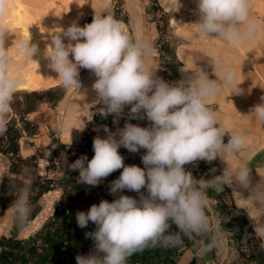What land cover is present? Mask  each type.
<instances>
[{
    "label": "clouds",
    "instance_id": "9594fccd",
    "mask_svg": "<svg viewBox=\"0 0 264 264\" xmlns=\"http://www.w3.org/2000/svg\"><path fill=\"white\" fill-rule=\"evenodd\" d=\"M9 2L0 0V22ZM196 5L198 20L190 25H195L197 36L234 50L264 43V18L253 14V0H196ZM7 37V28L0 24V134L6 131L11 103L22 82L15 74L16 60L8 51ZM30 39L16 46L15 56L24 64L34 61L38 53ZM50 40L43 55L64 88L80 90L79 70L88 69L96 77L92 89L102 116L113 115L114 123L121 116L146 117L151 122L148 127L126 122L115 132L105 127L107 135L93 140L91 160L84 155L70 165L79 172L78 183L93 187L123 169L109 186L117 198L76 213L80 228L89 222L96 226L85 233L94 242L93 250L78 255L76 264H128L134 254L179 247L185 240L202 252L223 246L221 221L209 215L207 193L209 189L223 192L226 186L240 194L252 221L253 233H246L243 243L246 246L254 234L264 252V171L251 167L246 135L222 123L210 104L226 89L230 95L242 94L234 65L213 60L214 79L200 70L169 83L146 62L152 53L150 44L130 35L114 16L103 12H95L92 22L83 27L73 23ZM250 113L264 124V96ZM120 147L133 153L146 150L141 157L144 167L125 165ZM201 160H220L225 167L218 175L213 168L209 178L196 179L186 166ZM124 190L138 193L139 198L117 195ZM31 211L30 184L25 182L11 212L23 228Z\"/></svg>",
    "mask_w": 264,
    "mask_h": 264
},
{
    "label": "rangeland",
    "instance_id": "374dc122",
    "mask_svg": "<svg viewBox=\"0 0 264 264\" xmlns=\"http://www.w3.org/2000/svg\"><path fill=\"white\" fill-rule=\"evenodd\" d=\"M253 5V14L259 18H264V0H253ZM16 6H18V11L13 10ZM95 12H103L104 14L114 16L130 35L136 38H139V33L136 28L135 19L141 16L144 28V40L148 42L152 48V53L150 56L146 57V62L156 71V75L165 81L175 83L187 78L192 72H198L200 70L205 72L211 71V66H207V62L210 58L215 59V57L210 56V50L208 51L206 48L197 45L198 42L190 31V27L193 26L190 24H194L197 20L191 21L188 19L183 20L179 17L164 16L159 10L157 0H10L8 12L0 24L5 26L8 30L7 46L9 53L12 54L16 60L14 69L15 74L21 76L23 71L33 66L37 59L36 54L34 56L35 58L33 57L34 62L31 61L28 64H24L19 56H15L18 41L31 37L30 43L49 47L51 42L50 37L59 34L62 29H66L73 23L81 27L86 23H91ZM180 46H184L188 49L187 56L189 57H186V60L178 54V48ZM248 48L251 50L252 54L264 57V43L253 44ZM71 58L70 56V59ZM188 62H190L189 65L193 67V71L189 69L188 72L184 74L182 67L188 66ZM88 71V69H80L79 80L82 79ZM31 90H36L41 93L40 101L42 102L39 109L29 115V119L36 122L39 129L36 134L25 137L29 145V150L24 151L23 149V153L30 152V150H37L42 148L44 144L58 140V142L55 143V149L58 150L57 156L54 157L52 161L57 163L55 172L57 176L64 173L66 163L69 161L68 151L70 147L81 143L84 136L87 135L90 137V141L93 140L94 136L103 138L107 135L104 131L105 127H107L109 131L115 132L117 127L122 128L126 122L138 124L141 127H148L150 125V121H148L146 117L143 120H138L129 119L127 116H121L119 118L121 120L118 121V123L109 124L108 126H99L98 120L93 118L97 104L95 103L91 105V107H88L90 116L85 121L81 135L72 140H65L63 138V128L69 111L67 108V101L69 96H74L78 90L66 89L59 82L54 86H43L36 89H18L17 91L23 92ZM210 104L218 113V103L213 101L210 102ZM128 111L129 108H125V113ZM237 113L238 111L235 109L232 111L235 118L231 119V122L237 119ZM12 115H14V110L11 106L8 117H12ZM124 118H126V120H124ZM235 122V126H231L246 135L248 141L247 158L264 152V134L261 135L260 133L257 135L253 129H248L246 123L237 120ZM229 128L231 127L229 126ZM259 135H261V137ZM59 142L66 144L68 147L61 146ZM145 151L144 149H140L139 152H131L130 155L132 162L141 168H143L144 165L139 162V160H141ZM47 164L48 160L46 159L40 161L43 173L45 172L44 167ZM197 171H199V169H196V172ZM6 174H8V160L0 155V188ZM53 174V172H50V175ZM230 190L233 196L236 194L237 198H234L237 203L240 206L244 205V201H241L243 199L240 194L232 188H230ZM129 194L133 198H139L138 193H134V195L131 193ZM60 195L61 192L57 189L40 199V204L42 206L41 210L49 205L48 211L45 214L46 218L40 223L31 224V222H29L28 226H30V228L25 230L22 229L19 234L21 237L26 238L42 227L47 218L55 211ZM0 225V238L6 234L10 236V231L13 228L12 212L10 208L3 210L1 202ZM220 248L223 250L226 249L225 237L224 244Z\"/></svg>",
    "mask_w": 264,
    "mask_h": 264
},
{
    "label": "trees",
    "instance_id": "16d2710c",
    "mask_svg": "<svg viewBox=\"0 0 264 264\" xmlns=\"http://www.w3.org/2000/svg\"><path fill=\"white\" fill-rule=\"evenodd\" d=\"M40 92L17 91L14 95L11 106L14 115L7 117L6 131L0 134V155L9 161V172L3 178L0 188V202L3 210L11 207L18 189L25 182L30 184V203L31 216L29 222L38 216L42 211L40 199L59 189L61 192L58 205L51 216L47 218L42 227L34 234L26 238L20 237L19 233L22 229L15 220L13 221V229L10 236L3 235L0 238V264H76L78 255H87L93 250V240L86 238V232H92L96 226L89 222L86 228H80L76 221V213L78 211L87 212L93 204H99L101 200L112 202L117 196L110 194L109 186L116 180L123 169H119L108 177L104 178L98 186H89L78 183V170H72L70 165L73 164L81 156L86 155L88 160L94 156L93 140L84 136L81 143L70 147L68 151L69 163L64 173L60 176L55 174L56 162H52L57 156L54 140L51 144L43 146L36 150L32 155L24 157L20 153V140L24 135L36 134L38 132V124L29 119V115L39 109L42 101H40ZM21 97V98H20ZM61 146L66 144L59 142ZM119 153L124 157L125 165H135L130 158L131 152L124 147L118 149ZM42 159L48 160V164L43 168L40 165ZM139 162L142 163L141 160ZM200 170L199 177L209 178V174L213 168L216 169L215 174L222 171L218 160L208 163L206 161H197L187 165L191 169L193 165ZM53 172V175H50ZM134 195L136 192L124 190L117 195ZM221 199V208L225 211H234L238 215L236 219L242 221L239 223L243 238L246 233H253L252 221L247 212L238 208L235 204L234 196L231 190L226 186L223 192L218 193ZM227 209V210H226ZM172 230H176V226L172 225ZM259 242L254 241V234L249 238L245 247H252L249 257H253L258 264H264V252L259 250ZM179 247L162 248L157 247L147 249L142 253L131 256L128 264H164L174 261V255L178 254ZM231 264H237L236 261Z\"/></svg>",
    "mask_w": 264,
    "mask_h": 264
},
{
    "label": "bare ground",
    "instance_id": "6f19581e",
    "mask_svg": "<svg viewBox=\"0 0 264 264\" xmlns=\"http://www.w3.org/2000/svg\"><path fill=\"white\" fill-rule=\"evenodd\" d=\"M13 10L18 11V6H16ZM135 23L139 33V38L144 40V28L141 16L135 19ZM190 31L198 42L197 45L202 48H206L208 51L210 50V56L215 57V59L210 58L207 62V66H211V71L207 72L210 78H215L213 65L211 64L213 60L226 61L234 65L237 70V82L240 84L239 87L243 90V92L239 95H230L229 91L226 89L219 98L214 100L219 105L218 115L220 121L224 124L230 123L231 119L235 118L232 114V111L235 109L238 111L236 114L237 120L242 121L243 123L246 122L247 127L250 129L263 130L264 124L256 120L254 115L250 113V110L254 105L260 102L261 96H264V57L252 54L248 47L234 50L222 46L214 41L209 42L203 36L196 35L195 25L190 27ZM37 47V59L35 62L33 61V66L23 71V74L20 76L22 82L18 89H36L43 86H54L60 82L57 78V74L48 66V60L43 55L46 47L38 45ZM178 54L185 60L187 59L186 57H189L187 56L188 49L184 46H180L178 48ZM189 64L190 62H188V66L182 67L184 74L188 72L189 69L193 71V67ZM95 79V75L89 70L88 73L80 79V90H78L74 96L70 95L68 98L67 108L69 111L63 128V138L65 140H72L80 136L83 132L85 121L90 116L88 107L97 103L94 102L95 92L92 89V84ZM21 144L22 147H25V150L28 149V143L25 139L21 140ZM221 163L225 166L222 161ZM229 164L231 166H235L234 161H229ZM50 193L51 192L48 194ZM48 207L49 205L42 209L38 216L31 221V224L40 223L44 220L46 218L45 214L48 211ZM28 228H30V226L27 225L24 230Z\"/></svg>",
    "mask_w": 264,
    "mask_h": 264
},
{
    "label": "crops",
    "instance_id": "0c3cea01",
    "mask_svg": "<svg viewBox=\"0 0 264 264\" xmlns=\"http://www.w3.org/2000/svg\"><path fill=\"white\" fill-rule=\"evenodd\" d=\"M100 111H101V106L97 103L95 110H94L93 118H96L98 120L99 126H108L109 124H114V120L116 118L113 115L109 114L107 116H102L100 114ZM120 120L121 119H118V121H120ZM124 120H126V118H124ZM236 120L237 119H234L233 122H230L226 125L233 128L231 125L235 126ZM237 121H239V120H237ZM244 123H246V122H244ZM246 126H247V124H246ZM248 129H250V128H248ZM253 130L255 131V133L257 132V135L260 133H261V135L264 134V129L263 130L253 129ZM261 135H259V136L261 137ZM26 136L28 137V135L22 136L21 140L22 139L26 140V138H25ZM263 137H264V135H263ZM21 140H20V144H21ZM52 142L53 141H51L47 144H44V146L49 145ZM23 149H24V151H28L29 145H28V149L25 150V147H22V144H21L20 153L24 157L32 155L36 152V150H30V152L23 153ZM42 160H44V159H42ZM248 160L250 161L251 167L257 168L259 166L261 168V170L263 171V169H264V152H262L260 154H255V155L251 156L250 158H248ZM68 163H69V161L66 163V166L68 165ZM218 163H219V165H221L220 169L222 171L223 167H225V166L221 163L220 160H218ZM66 166H65V169H66ZM196 169H198V167L196 166V163H195V165H193V167L191 169H188V167H187V170L190 171L196 179L202 178V177H199L200 170L196 172ZM8 172H9V161H8ZM253 175L254 176L256 175L255 169H253ZM207 195L210 199L208 213L210 216L217 217L221 221V229H222L224 237H225L226 249L223 250L220 247H216V248L211 249L210 251L202 252V251L197 250V248L194 247V242L185 240L184 244L178 250V254L174 255V261L177 264H231L232 262H235V261L237 264H258V261L254 260L253 257H249V255H251L252 252H254L253 246L252 247H245V245L241 244L242 238H240V236H241L242 230H241V227H239V223H241L242 221H239L238 219H236V216L238 215L239 211H237V213H235L234 211L228 212V211H225L224 209H222L221 208V204H222L221 199H220L218 193L213 191L212 189L208 190ZM234 197L237 198L236 194ZM235 198H234V200H235V204L237 205V207L245 210L244 205L240 206L237 203ZM10 209H11V207H10ZM13 221H14V219H13ZM10 234H11V231H10ZM203 239L207 240V237H204ZM164 264H172V262L169 261V262H166Z\"/></svg>",
    "mask_w": 264,
    "mask_h": 264
},
{
    "label": "built area",
    "instance_id": "2783aa9c",
    "mask_svg": "<svg viewBox=\"0 0 264 264\" xmlns=\"http://www.w3.org/2000/svg\"><path fill=\"white\" fill-rule=\"evenodd\" d=\"M157 3L164 16L198 20L196 0H157Z\"/></svg>",
    "mask_w": 264,
    "mask_h": 264
}]
</instances>
